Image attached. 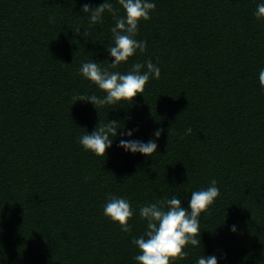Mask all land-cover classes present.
<instances>
[{
    "label": "trees",
    "instance_id": "obj_1",
    "mask_svg": "<svg viewBox=\"0 0 264 264\" xmlns=\"http://www.w3.org/2000/svg\"><path fill=\"white\" fill-rule=\"evenodd\" d=\"M103 2L0 0V264H137L139 207L176 196L187 208L212 179L220 195L199 218L201 244L173 264H264V18L254 15L264 0H151L135 37L147 49L117 69L106 51L112 15L89 26L81 11ZM149 59L161 76L133 102L98 111L72 99L105 95L82 63L127 73ZM115 119L138 131L105 156L84 150L79 137ZM159 128L151 157L118 146ZM109 194L131 203V234L103 214Z\"/></svg>",
    "mask_w": 264,
    "mask_h": 264
},
{
    "label": "clouds",
    "instance_id": "obj_2",
    "mask_svg": "<svg viewBox=\"0 0 264 264\" xmlns=\"http://www.w3.org/2000/svg\"><path fill=\"white\" fill-rule=\"evenodd\" d=\"M117 3L123 8L125 15L119 14L120 9L114 5L113 0H104L95 7L90 3H84L81 7V11L89 17V26L102 23L106 12L110 13L115 21L111 28L113 43L106 48L114 58L111 62L106 61L111 69H117L123 62H127L137 50L140 53L146 51L147 41L135 37L139 32L140 21L150 20V13L156 8V4L151 0H117ZM254 15L257 19L264 18V3L257 5ZM49 20L54 22L53 17H49ZM84 29L81 33V27H77L74 32L86 40L89 33L87 28ZM79 72L98 86L105 95L101 97L96 94H77L72 99L75 102H91L98 111L104 106L121 101L133 102L135 97L144 93L150 78L159 79L161 76L160 68L151 59L144 63H133L127 73L101 68L93 61L82 63ZM259 83L264 87V69L259 72ZM134 131L138 129H126L120 119L107 122L99 120L94 131L79 137V143L84 150L91 151L97 156H105L118 135L131 137ZM163 132V128L155 130L154 138L147 142L120 139L118 146L131 153L138 152L151 157L157 152V140ZM191 132L190 127L186 129V134ZM168 134L170 137L171 128ZM219 195L217 181L212 179L209 187L191 193L187 208L182 206V200L176 196L140 206L139 215L146 221V229L142 235L132 239V244L139 250V254L134 257L137 264H173L174 261L187 258L190 253L185 249L189 245L196 247L201 244V239H198L201 236L199 219L201 214L209 209ZM103 214L118 223L122 232L131 234L132 225L129 221L133 218L134 212L126 198L109 194ZM231 231L235 233L237 227L233 225ZM196 264H218V258L216 255H203L197 259Z\"/></svg>",
    "mask_w": 264,
    "mask_h": 264
}]
</instances>
